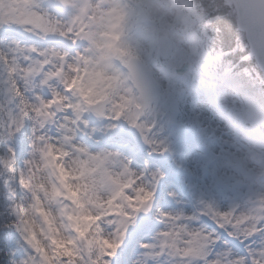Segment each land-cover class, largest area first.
Instances as JSON below:
<instances>
[{
    "label": "snow or ice",
    "instance_id": "1",
    "mask_svg": "<svg viewBox=\"0 0 264 264\" xmlns=\"http://www.w3.org/2000/svg\"><path fill=\"white\" fill-rule=\"evenodd\" d=\"M107 4V0H84L72 20L64 24L41 11L37 0H0V28L16 25L29 31L41 29L48 33H59L71 38L74 43L84 40L89 47L81 51L79 56L83 57L92 47H96L101 51L102 59L113 60L128 50L110 45L114 51L109 56L95 37L113 14H116V24L112 27H120L124 12L116 4L111 7ZM201 7L210 26L217 27V31L210 35L213 38L219 36L223 48L230 50L233 34L227 25V13L231 11L232 4L225 3L224 0H203ZM236 11L244 20L250 36L264 49V0H236ZM32 51L35 53L36 49L33 48ZM227 54L231 56L230 51ZM39 55L47 57L48 53L41 52ZM26 59L30 60L31 57ZM0 60L10 65V83L20 105L15 114L9 109L10 121L5 123L3 130L6 139L15 141L14 144H7L8 155L3 158V163L13 174L16 173L15 160L24 150L28 134L26 124L34 119L39 128V135H36L35 128L33 130V159L26 161L27 175L21 170L19 177L20 187L33 194L31 207L35 219L25 218L26 210L23 204L12 207L17 219L0 226V253L8 252V255L0 254V264H75L76 259H83L79 257V252L81 242L85 240L89 241V252L99 250L100 264H125L124 257L132 252L129 247L130 225L136 222L140 212H147L152 207L157 199V184L163 174L153 172L150 180L146 181L149 174H137L128 161H120L121 170L113 174L109 163L118 160L120 154L107 151L92 153L78 146L75 136L69 138L62 135L65 124L57 120V114L58 111L65 113L61 118L65 123L72 121L73 116L75 122H79L84 113L90 111L100 116L107 115L108 119L113 121L124 119L139 129L144 140L154 151L165 150L157 147L162 146L163 141H156L151 136L156 127L155 122L148 124L141 120L146 105L136 102L129 105L124 100L113 102L108 97L90 96L87 91V79L73 83L72 73L76 64L70 63L72 60L66 53L59 55L61 62L55 66L46 58L37 61L39 72L45 76L44 82L47 83L53 77L57 78L63 86V93L54 91L52 99L49 100L37 97L38 103L32 105L31 101L25 99L20 80L16 79L18 71L31 73L32 69H21L3 52H0ZM233 119L236 120L237 117L234 116ZM49 122L55 124L59 130L55 137L48 135ZM84 123L86 124L87 120H84ZM108 127L115 129L118 125L111 123ZM37 152L41 159L47 162L49 169L51 187L43 190L42 194L40 190L43 186H37L31 175ZM100 188L106 190L108 195L103 199L94 198ZM56 204L60 207H54ZM40 209H45L42 216L39 215ZM203 211L213 217L218 231L190 228L182 214L162 213L167 229L159 235V245L144 244L142 247L158 248L156 256L165 253L176 255L183 264H262V261L256 258L254 247L249 246L247 252L241 256L234 254L231 246L240 243L243 248L240 235L245 237V242L251 241L252 245L258 240L264 241V208L241 212L238 209L220 211L208 206ZM58 220L62 221L66 230H74L75 234L70 237L72 246L69 252L53 255L51 241L44 244L41 239L35 237L32 229L33 225L37 224L47 232L49 228H55ZM13 229L21 234L25 245L16 243ZM52 234L57 238H69L62 236L58 231ZM65 255L70 257L67 261L63 259Z\"/></svg>",
    "mask_w": 264,
    "mask_h": 264
},
{
    "label": "rangeland",
    "instance_id": "2",
    "mask_svg": "<svg viewBox=\"0 0 264 264\" xmlns=\"http://www.w3.org/2000/svg\"><path fill=\"white\" fill-rule=\"evenodd\" d=\"M107 6L111 7L112 3H115L114 0H107ZM70 10L66 12H70L67 18H56V11L53 8H45L41 5V3L37 0V5L39 9L43 12H46L54 19H58L62 21L64 24L69 22V17L74 14L73 10H78L80 2L77 0H68L66 3ZM150 10L147 11L151 16L153 11L157 14L164 17L168 22L172 21V14L170 13V9H162L160 7H156L153 5V2L150 4ZM154 7V9H153ZM156 8V9H155ZM164 22V21H163ZM166 22V21H165ZM164 22L163 28L166 30L168 28V24ZM110 23H106L100 32L96 35L97 42L103 47L109 44L107 36L110 34ZM14 33L17 35H29L31 36L29 30L25 27L16 26L13 27ZM41 30V29H40ZM164 33V31H160L159 33ZM168 36H170L172 41V49L169 54V57L166 59V63L168 66H174L180 68L179 78L175 82V84L170 89H165L166 86H169V82L160 75L152 66L151 71L158 77L160 86L163 88L162 95L164 97L172 96L177 101L180 99H184L186 96L192 97L194 100L192 103V109L194 111L192 119L194 121V133L199 136L205 143H208V147L210 148L209 155H202L197 152L194 148L187 145L188 150L183 152L182 161L179 160L177 154L180 149L176 146L174 136H176V128L172 126V122L169 123L167 120L165 121L162 117L166 115V108H164L163 103H156L154 106L152 105L151 109L148 110L145 117H141V120L145 123L152 124L155 122L156 127L153 129L151 136L156 141H163V145H158L157 147H162L163 151H165V156L168 154V161L170 164L167 165V168L172 171L173 167H177L179 163H183V174L182 176V185L188 192L191 193L195 199H202L204 204L208 207L211 206L213 209H217L220 211H228L233 209L232 206L234 204H240L241 212H244L243 208L246 204L243 200H235L232 201L234 190L233 184L235 183L234 179L242 182H246V180L240 175L236 174L232 167H229V163H232L234 157H239L243 159L244 163L252 168L256 167L255 164L249 157L245 159L247 156L246 149L238 146L236 142L235 134L228 130L225 122L227 119H230L236 122L239 125H243L245 130H247L250 138L258 145L257 149L264 151V141H256L257 138V128L253 126V122H251L248 118H260L262 116V108L256 107L254 105H250L248 101L241 95L236 93L232 88L224 87L218 85L217 93L218 95L209 96V93L206 91L205 85H203L204 89L200 93L196 94L193 90V81L195 78H201V76H195L197 73L195 69L199 66H194L191 63V56L189 55L190 47L187 42L181 39L179 36L172 34L170 32H165ZM42 38H50L53 39L54 42L46 47V51L51 54L50 62L53 66H55L59 61V55L67 54L68 57L72 61L70 63H74V56L72 53H68L63 45L70 44L71 38L64 37L59 33H48L41 30ZM155 40V39H154ZM154 40H149L144 34H135L129 35L128 39H124L125 42L128 43L129 52L131 55L139 57L140 59L150 62L148 58V50H152V45L155 46ZM57 42V43H56ZM62 43V44H61ZM31 47L30 44L25 43L22 44L17 41V38L14 36H9V34L0 35V52H3L6 56L9 57L10 61H15L21 69L31 68L32 72L28 73L26 71H18L16 73V79H19L21 82V87L24 89L25 99L31 101L32 105L38 103L37 97L42 96L38 92L39 80L37 78L38 75V66L37 61L40 59L31 58L30 60L26 59L27 49ZM26 50V51H25ZM69 51V50H68ZM79 52V51H78ZM30 54V53H28ZM188 55V58L186 56ZM72 57V58H71ZM102 53L98 51L96 47H93V52L90 54V51L86 53L82 59H85L88 63V68L85 70H81L82 78L87 79L89 81L88 90H91V94L94 92V96L104 97L103 95L109 96L113 102H117L119 100H124L127 104L131 101L128 95H125V91H123L122 87H118V85L114 82L115 72L114 68L111 69L110 66L105 64L104 59L101 58ZM2 66L4 67L7 77V86L9 92L13 93L15 97V93L12 91V84L10 80L12 77L9 74V63L1 60ZM174 64V65H172ZM151 65V64H150ZM77 67V66H76ZM110 70V71H109ZM87 73V75L85 74ZM73 74V73H72ZM117 74V72H116ZM118 75V74H117ZM195 76V77H194ZM45 81V76L40 79ZM50 90H57L60 92L61 84L59 80L55 77L48 80L46 83ZM220 84V83H219ZM167 86V87H168ZM209 87V86H207ZM51 91V90H50ZM7 92V90H6ZM110 94V95H108ZM101 95V96H100ZM16 98V97H15ZM48 100V99H45ZM18 101V100H17ZM160 101H163L161 99ZM19 105V101H18ZM20 106V105H19ZM165 112V113H164ZM155 114L158 115L155 120ZM35 115V113H32ZM237 117L236 120L233 117ZM242 117V123L238 121V118ZM60 118H62L60 116ZM108 119V116H107ZM59 121V117H57ZM260 120H264L260 118ZM127 122V121H126ZM61 123V120H60ZM177 123V122H176ZM110 124V122H109ZM130 125L128 122L126 123ZM65 128L62 131V135L65 137H73L71 134V129L69 127V122L65 123ZM132 126V125H131ZM26 127L28 129L27 138L25 140L24 150L22 154H19L15 160L14 167L16 169V173L13 174L11 171L9 172V178L11 181V189H10V199L13 205L23 204L24 209L26 210V219L33 220L35 219L34 210L31 207L33 202V194L19 185V177L20 171L24 170L25 175H27V165L26 161L29 159H33V148H32V139H33V130L35 128L36 135H39V128L37 122L33 119L30 120ZM96 127V126H95ZM240 127V126H239ZM49 128L48 135L57 136L59 130H55L54 128ZM96 129V128H95ZM106 134V133H102ZM3 131L0 129V144H3ZM245 140V139H244ZM78 146H82L86 148L84 145L77 143ZM246 144V143H245ZM89 152L99 153V152H114L111 149H88ZM59 157L57 156V159ZM120 161H128V159L120 154L118 160L110 162L109 167H111L113 174L118 173L121 170ZM47 162L41 159L40 154L37 152L34 157V164L31 167V175L34 178V182L37 186H43L41 189V194L43 190H48L50 186L47 169ZM201 166H206L207 172L204 174L200 171ZM137 174H141V169L138 166L132 167ZM156 172L158 169H156ZM161 173V172H160ZM202 181L206 182V186L202 185ZM201 182V184H200ZM175 188L177 186L173 183V187L167 184V188L165 190V201L157 199L155 200L154 209L156 211V215L158 216V224L153 227V231L151 234L146 235L145 237H140L137 243L130 247L132 252L130 255H126L124 257L125 264H137V262H143V264H170L173 262L174 264H183L180 257L176 255H169L165 253V257L156 256L155 252L159 251L158 248H144L142 245L150 244L153 246L159 245L160 241L158 239L159 235L167 229V225L164 221L162 213H171L173 215L182 214L185 218V222L188 224L190 228L202 229L197 222L187 221L186 216H190V211L187 208L186 204V196L184 193H181L183 197L176 193ZM193 189V191L191 190ZM228 189V191H227ZM190 190V191H189ZM229 193V198L225 196L226 193ZM108 195L107 191L103 188H100L94 194V198L103 199ZM228 195V194H226ZM203 197V198H202ZM54 207H60L59 204H56ZM45 209H40L39 215L44 214ZM213 219L211 215H209ZM33 233L37 239H41L44 244H47L49 240H54L59 246H62L66 252H69L72 246V240L70 239L71 235L68 230H66L63 226L62 221H57L55 224V228H49V230L43 231L42 228L34 224L33 225ZM55 231L61 233L62 236L69 238H57L54 234ZM107 231V229L105 230ZM239 235V233H238ZM245 242V237L240 235V242ZM247 246H252V243H247ZM256 251V258L262 261L264 264V251L263 248L258 245L252 246ZM153 253L152 255H146V253ZM232 252L236 255H239L235 250L232 249ZM53 254V253H52ZM79 257H82L79 253ZM83 258V257H82ZM80 263L85 264V259H79Z\"/></svg>",
    "mask_w": 264,
    "mask_h": 264
},
{
    "label": "trees",
    "instance_id": "3",
    "mask_svg": "<svg viewBox=\"0 0 264 264\" xmlns=\"http://www.w3.org/2000/svg\"><path fill=\"white\" fill-rule=\"evenodd\" d=\"M191 1L195 5V8H196L198 14L201 15L204 18L203 22H204L205 27L207 28V31L209 32V34L216 32L217 31V27L210 26L209 20L207 19V17L205 16V14L203 12V8L201 7V5L203 3V0H191ZM224 2L232 4L231 11L227 13V16L229 17V19L227 20V25L230 28V30L232 31L233 41L236 40V39L238 40L237 52H238V55H239V53L242 52L241 49H245L246 48V45H245L246 44L245 42H247L246 41V37H245L246 35L238 27L237 19L235 18L236 8L234 6V1L233 0H224ZM219 18L220 17H217V19H219ZM214 41H215V44L219 43L220 45H222L219 36H216L214 38ZM251 54H252V52H251ZM232 55L234 56V58L236 57L235 54L232 53ZM252 55H249L247 53L242 54L241 59L243 61H242L241 65H240V68L237 70V74H238L239 78L247 86L251 85L255 90H257L258 93H259V96L264 101V72L262 70H260V68H259V66L257 64V61L255 60V58ZM234 58H232V59L234 60ZM233 60H230L228 65H235L236 62L237 63L240 62V61H233ZM2 139H3V137H2ZM3 145H4V143H3ZM3 145L0 144L1 152L4 151Z\"/></svg>",
    "mask_w": 264,
    "mask_h": 264
},
{
    "label": "water",
    "instance_id": "4",
    "mask_svg": "<svg viewBox=\"0 0 264 264\" xmlns=\"http://www.w3.org/2000/svg\"><path fill=\"white\" fill-rule=\"evenodd\" d=\"M253 39L255 40L257 47L262 52L263 61H264V49L261 48L260 44L258 43V41L254 37H253ZM132 72H133V75L137 81L139 91L141 92L142 95L145 94L146 90L151 85L149 79L147 78V76L144 74V72L142 70L134 69Z\"/></svg>",
    "mask_w": 264,
    "mask_h": 264
}]
</instances>
